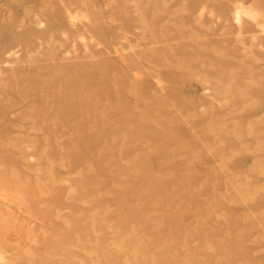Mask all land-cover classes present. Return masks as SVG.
<instances>
[{
    "label": "rangeland",
    "instance_id": "rangeland-1",
    "mask_svg": "<svg viewBox=\"0 0 264 264\" xmlns=\"http://www.w3.org/2000/svg\"><path fill=\"white\" fill-rule=\"evenodd\" d=\"M0 264H264V0H0Z\"/></svg>",
    "mask_w": 264,
    "mask_h": 264
}]
</instances>
